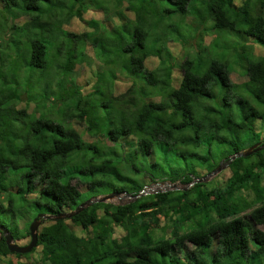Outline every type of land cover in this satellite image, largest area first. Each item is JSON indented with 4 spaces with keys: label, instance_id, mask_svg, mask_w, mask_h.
Segmentation results:
<instances>
[{
    "label": "trees",
    "instance_id": "trees-1",
    "mask_svg": "<svg viewBox=\"0 0 264 264\" xmlns=\"http://www.w3.org/2000/svg\"><path fill=\"white\" fill-rule=\"evenodd\" d=\"M74 1L77 13L68 15ZM90 3L0 0V222L18 240L37 212L70 210L110 191L131 200L44 219L25 253L8 251L0 230V264H258L264 145L226 161L257 135L254 121H264V52L235 60L233 81L228 58L197 51L206 33H217L213 42L221 29L264 46V0ZM90 10L99 21L81 17ZM18 14L27 19L16 23ZM73 15L80 30L66 26ZM170 41L183 52L168 53ZM86 46L98 62L84 93L73 71ZM149 58L158 66L147 67ZM220 160L218 172L197 180ZM154 180L181 185L139 193Z\"/></svg>",
    "mask_w": 264,
    "mask_h": 264
},
{
    "label": "rangeland",
    "instance_id": "rangeland-1",
    "mask_svg": "<svg viewBox=\"0 0 264 264\" xmlns=\"http://www.w3.org/2000/svg\"><path fill=\"white\" fill-rule=\"evenodd\" d=\"M235 2L238 3L239 0H235ZM82 3H83V5H82L83 7L86 4L90 5L91 7L89 9L94 8V6H96L95 4H91L90 0H82ZM77 8H78V4L76 1H74L72 3V7H70L68 9L69 10L68 15H71V13H73V12L77 13V11H76ZM99 15H100L99 11L94 12L91 10L88 12L85 11V12L81 13L82 18L90 17V19L92 18V19H96L98 21L100 20ZM70 18L71 19H70L69 23L66 25L67 28H71L73 30H80L81 23L79 22L80 20H78V17H75V15H73ZM26 19H27V15L18 14V15H15L14 21L16 23H21V22L25 21ZM211 22L212 21L210 19H207L205 21V24L207 26H211ZM186 28H187V26H185V29ZM222 30L223 29H221L220 31H222ZM220 31H219L217 37L213 40V42H211V41L217 33L214 30H212L209 33H206L202 38L201 44H203V47H200L199 50L197 51V53H199L200 55H203L202 57L208 56V58L213 54H215L216 56L221 57L223 59L228 58L226 61H227L228 65L232 66L231 71H230L231 72V74H230L231 78L233 81H237L238 80V74H240L239 72L241 71L240 70L241 65H239L238 62H235V60H238L239 57H240L239 59H241L243 57H245V59H250V60L258 59L260 56H262L261 54L264 52V46L257 44L249 36L241 37V36L236 35V33L231 32V31H230V33L232 35H230V34L227 35V34H225V32H220ZM7 35H8V32H7V29H5L4 33L2 34V37L5 39L7 37ZM243 40H245V41H243ZM189 42H192V40H190ZM0 43H1V40H0ZM188 44H191V43H188ZM245 44H247L249 46H247L245 51L240 52L238 54L237 50H240L239 45H241V47H242ZM168 46L170 47L167 50L168 53L170 52V50L172 52L177 53V54H180L183 52L182 45L180 44V42L178 43V42L170 41L168 43ZM241 50H243V49H241ZM85 52L87 55L85 56L84 60L77 63L75 65L74 71H73V77L75 79V82L80 86V91H83L84 93H86L87 91H90L92 89V86H93L92 82L95 78V74L91 75V73H90V69H91L90 65L92 66L93 64L98 62V60L93 57V53H92V50L90 49V47L86 46ZM158 64L159 63H158V60L156 58H149L146 61V66L149 68L158 66ZM164 65L165 64L162 63V66H164ZM122 79H123V77H120V80H118V82L116 83L115 92L120 91V89L123 87V84H124L123 81H125V80L124 79L122 80ZM23 104H24V101L21 100V101L17 102L15 104V106L21 107V106H23ZM16 121H18V118L16 119ZM254 123H255L256 130L258 131V133L254 137V139L247 140V142L244 144V145H246L245 147H247L248 145H250L254 142L264 140V121H262L260 118H257L254 121ZM73 126L75 127L76 130H81V125L78 121L73 120ZM82 134H84V133H82ZM200 149L204 150V147H200ZM213 149H215V145L213 146ZM213 156H214V160L217 159L216 153H214ZM223 162L224 161H221V164H223ZM194 168H195L196 173L198 175L203 174L205 171V165L204 166L196 165ZM214 174L207 176L204 180L209 179ZM168 184H169V182L166 180L148 181L143 185L144 188L146 189V191H145L146 193L142 192V194L153 193L155 190L163 189V187L173 188L174 186H180L181 185L180 182H178V181H175L174 183H170L171 186H169ZM172 184H174V186H172ZM81 190L83 191V189L80 188V191ZM129 200H131V198H129V196H127L125 194H119L118 196H113V197L106 199L104 201L116 204V203L126 202ZM23 220L24 219L21 218V219H17V221H16L17 227L20 229L24 225ZM28 239H29V237H24V238H20L18 240L16 239L14 241L18 244H25L28 241ZM254 248H255V244L252 241H249L248 252L250 255L254 252ZM21 258L22 257H20V259ZM256 259H257L258 264H259V262L264 261V255H259L258 257H256ZM242 264H245V262L243 261Z\"/></svg>",
    "mask_w": 264,
    "mask_h": 264
},
{
    "label": "water",
    "instance_id": "water-1",
    "mask_svg": "<svg viewBox=\"0 0 264 264\" xmlns=\"http://www.w3.org/2000/svg\"><path fill=\"white\" fill-rule=\"evenodd\" d=\"M263 145H264V140L262 142H260V141L254 142L245 148H242L238 151L231 153L228 156L226 162H229L234 157L246 156V155L250 154L252 151H255V150L261 148ZM226 162H223V164H221V161H220L219 164H217L215 166V168H213L211 171L205 173L204 175H202L197 180H204L207 176L216 173L226 164ZM124 194L129 196L126 193H124ZM118 195H119V192H116V191H110L108 193H104V194H101L98 196L92 195V196H89L88 198L80 201L78 204H76L74 206V208H72L70 210H66V211H60V212L55 213V214H50V213H45V212H37L29 221V224H28L29 240L25 244H18L16 242H14L12 235L8 231L7 227L0 222V230H1L2 237L4 238V242L6 244V247H7L8 251H10V252H16V253L28 252L36 244L37 227L44 219L68 218V217L76 214L78 211H80L83 207L87 206L91 202L104 201L106 199H109L113 196H118Z\"/></svg>",
    "mask_w": 264,
    "mask_h": 264
},
{
    "label": "clouds",
    "instance_id": "clouds-1",
    "mask_svg": "<svg viewBox=\"0 0 264 264\" xmlns=\"http://www.w3.org/2000/svg\"><path fill=\"white\" fill-rule=\"evenodd\" d=\"M168 185L171 186L170 183H169ZM173 185H174V184H173ZM173 185H172V186H173ZM166 189H168V188L163 187V189H160V190H166ZM145 191H146V190H145V188H144V186H143V187L141 188V190L139 191V193H141V194H142V192L146 193ZM155 191H156V190H155ZM155 191H154V192H155ZM119 194H124V193L122 192V193H119ZM137 195H138V194H137ZM28 237H29V236H28ZM28 240H29V239H28ZM13 241H14V240H13ZM14 242H15V241H14Z\"/></svg>",
    "mask_w": 264,
    "mask_h": 264
},
{
    "label": "built area",
    "instance_id": "built-area-1",
    "mask_svg": "<svg viewBox=\"0 0 264 264\" xmlns=\"http://www.w3.org/2000/svg\"><path fill=\"white\" fill-rule=\"evenodd\" d=\"M146 190V189H145Z\"/></svg>",
    "mask_w": 264,
    "mask_h": 264
}]
</instances>
